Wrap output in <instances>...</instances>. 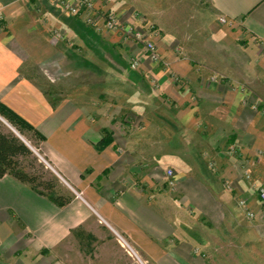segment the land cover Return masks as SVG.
Masks as SVG:
<instances>
[{
    "label": "crops",
    "instance_id": "0c3cea01",
    "mask_svg": "<svg viewBox=\"0 0 264 264\" xmlns=\"http://www.w3.org/2000/svg\"><path fill=\"white\" fill-rule=\"evenodd\" d=\"M93 1L124 24L154 29L163 64L50 0H0V103L45 138L43 156L73 194L60 207L0 178V264H53L54 249L95 218L155 264H227L225 255L264 264L254 188L264 187V0ZM188 14L195 32L208 33L193 37L201 46L165 26L172 17L190 32ZM239 41L255 55L243 72L206 53ZM106 131L111 142L100 149Z\"/></svg>",
    "mask_w": 264,
    "mask_h": 264
},
{
    "label": "rangeland",
    "instance_id": "374dc122",
    "mask_svg": "<svg viewBox=\"0 0 264 264\" xmlns=\"http://www.w3.org/2000/svg\"><path fill=\"white\" fill-rule=\"evenodd\" d=\"M200 11L201 10L199 9V12ZM188 12H191V11L189 10ZM182 18H185V17L182 16ZM186 18L190 21L192 19V22H194V26L193 28L191 27L190 32L180 31L179 33V31L176 29L178 26L173 24L174 21L172 17H170V19L167 20L165 26H167L169 29L173 31H176V34H178L182 40L192 41V40H195L194 38H196L197 36H199L198 39H201L202 41H204L203 39H207L208 33L207 34L203 32L198 33L194 31L195 27H197L198 29L201 28V26L198 23L197 17L195 15L191 17V14H188ZM149 31H146L149 36L154 34L157 38V33H153L154 29L150 32ZM223 38H224V35H223ZM198 39H196L195 42L199 41V45L201 46L200 43L202 42L201 40H198ZM155 41L157 42L156 39ZM217 46H215V49L211 47V49H209L211 52L205 49V47H203L204 49L197 47L195 48V50L199 52L200 50L201 51L207 50L208 52L206 53H208L207 55L211 57L212 59L211 61L214 60V62L220 63V65L223 67L229 65L233 67L234 69L236 68L235 70H238V72L244 71V67H241V65L244 64L243 62H247L251 60L254 61L255 59L253 49L249 48L248 46L247 47L244 46L243 44L240 43V41L238 42V44H236L235 47L231 46L230 48H226L221 45V48L223 49V51H221L220 54H217L218 53ZM144 53L145 52H143V55H141L142 57L144 55L146 56V54ZM145 60L146 59L144 58V61ZM151 62L152 61L148 60V63H151ZM160 64H163V61ZM153 83L154 81H152V84ZM0 129H2L5 133H11V132L15 133L18 137H20L23 141H25L29 145L31 150L33 151L32 157L22 159L23 165L25 167H27L31 171L32 170L30 168L31 166L34 168L32 171H39V172L44 173L46 177L48 178L56 179L58 181L59 186L62 187V189L66 193L71 192V190L65 184V182L44 162L46 161V159L43 156V152L41 151L42 150L40 147L41 143L39 145V141L34 137V135L28 134L26 135V137L18 135L15 129L9 123L3 122L1 120H0ZM242 200H245L247 204H248V201L245 198H241L238 201L239 207L245 210L240 204ZM139 253L142 259L144 261H147V264H155L154 261H152L148 256L141 253L140 251ZM53 256H54L53 260L57 264H141L140 261L129 256L126 250L118 243L115 233L111 231L110 229H108L103 224H100L98 222V219L96 218L95 220L92 221V223L84 231L74 234L73 236L65 240L57 248H55L53 251ZM222 259L226 260L225 263L227 264H229L231 262L230 260H232L231 256L229 255L223 256Z\"/></svg>",
    "mask_w": 264,
    "mask_h": 264
},
{
    "label": "built area",
    "instance_id": "2783aa9c",
    "mask_svg": "<svg viewBox=\"0 0 264 264\" xmlns=\"http://www.w3.org/2000/svg\"><path fill=\"white\" fill-rule=\"evenodd\" d=\"M53 5L58 7L63 13L68 14L72 17L80 18L85 24L95 29V31L102 33L105 31H114L120 33L125 42H134L142 46L146 56L150 61L155 64H160L162 62V55L155 41L156 36L154 34L148 35L146 30L140 28L135 24H124L120 21L118 16L115 14L102 12L98 10L95 6L93 0H50ZM5 19L4 8L0 6V23ZM221 23H227L225 18L220 19ZM150 32V31H149ZM129 65L132 70L138 71L141 65V59L139 56H133L130 58ZM44 160V159H43ZM47 161V160H46ZM44 161L48 167L52 170V166L47 161ZM55 172V171H54ZM61 179L62 177L56 173ZM167 176L169 177L168 185L170 188L174 189L176 187V182L174 180V173L172 170L167 171ZM247 180L251 177L247 173ZM63 180V179H62ZM65 182V181H64ZM257 191L258 197L264 206V187H254ZM241 206L246 210L247 218L252 220L256 217V213L249 209L248 204L245 200L240 202ZM115 233L118 243L126 250V252L132 258L137 259L141 264H147L144 261L138 251V249L120 232L112 229Z\"/></svg>",
    "mask_w": 264,
    "mask_h": 264
},
{
    "label": "trees",
    "instance_id": "16d2710c",
    "mask_svg": "<svg viewBox=\"0 0 264 264\" xmlns=\"http://www.w3.org/2000/svg\"><path fill=\"white\" fill-rule=\"evenodd\" d=\"M0 116L15 129L18 135L23 137H26L28 134L34 135L39 141V145L45 140L32 125L1 103ZM110 142L111 136L108 132L107 137L100 144V149L105 148ZM32 156L33 151L25 141L15 133H5L0 129V178L10 175L19 182L30 186L39 194L46 196L58 206H67L73 199L71 192L66 193L59 186L56 179L48 178L42 172L32 171L34 168L31 166L32 170L30 171L23 165L22 159Z\"/></svg>",
    "mask_w": 264,
    "mask_h": 264
}]
</instances>
